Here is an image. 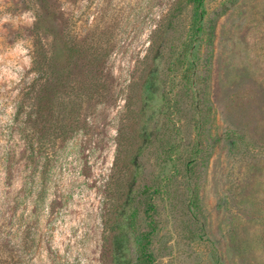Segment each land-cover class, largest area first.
<instances>
[{"label":"rangeland","instance_id":"obj_1","mask_svg":"<svg viewBox=\"0 0 264 264\" xmlns=\"http://www.w3.org/2000/svg\"><path fill=\"white\" fill-rule=\"evenodd\" d=\"M177 1L0 0V264H112L107 226L136 174L153 32ZM38 13L58 59L16 121ZM167 27L133 259L152 231V264H264V0L182 3Z\"/></svg>","mask_w":264,"mask_h":264},{"label":"trees","instance_id":"obj_2","mask_svg":"<svg viewBox=\"0 0 264 264\" xmlns=\"http://www.w3.org/2000/svg\"><path fill=\"white\" fill-rule=\"evenodd\" d=\"M205 1L206 0H178L176 2L177 7L170 10L163 21H168L167 24L164 25L163 23V25L158 27V29L153 32L154 39L151 46L150 67L140 89L141 107L139 113L141 119L139 125V136L142 139L143 144L137 149L136 155L131 159V165L135 169L136 174L127 187L125 199H123L121 205L117 207L115 219L107 226V232L110 235L112 248V264H152V257L148 252L152 231L143 235L144 243L141 245L140 249L142 256L141 261L137 263L133 259V251L137 245V237L133 230L135 212L133 211L132 202L134 201V191L137 185L139 173L137 159L139 158L143 148L151 141L154 130L157 129L156 127L154 128V125L157 126L159 124V120L164 115V109L166 107L165 94L162 90V72L164 69L165 59L163 50L165 42L163 41V37H161V35L163 34L164 36L168 31L167 26L171 16L173 15V11L182 3H185L187 6H193L196 10H200ZM36 2L40 4L42 10H45L50 0H36ZM42 24L43 17L38 13L36 15V21L31 32L33 47L31 57V72L35 75V77L23 88L21 92V101L18 105L16 121H19L21 115L26 111L27 108L30 107L31 100H36V98H38L36 94L38 93L39 87L48 81L49 68L53 61L58 59L57 54H54L52 57L49 53V50L46 48L41 34ZM200 30L201 27L197 26L196 33H198ZM213 36L214 31L212 30L208 36V49L213 46ZM24 138L27 140L28 146L31 149V136L26 134ZM226 138L230 140L231 153H234L241 147L240 145L243 142V138L241 136L232 133L231 135L227 134Z\"/></svg>","mask_w":264,"mask_h":264}]
</instances>
